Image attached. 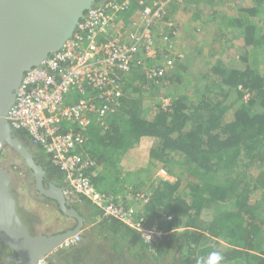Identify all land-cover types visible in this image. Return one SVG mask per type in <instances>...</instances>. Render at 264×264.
Masks as SVG:
<instances>
[{
  "label": "trees",
  "instance_id": "trees-1",
  "mask_svg": "<svg viewBox=\"0 0 264 264\" xmlns=\"http://www.w3.org/2000/svg\"><path fill=\"white\" fill-rule=\"evenodd\" d=\"M106 1L97 0L95 6ZM199 1L171 4V8L178 4L195 10L191 18L198 22L199 36L205 28L202 45L196 44V55L186 60L193 62L192 80L170 67L165 76L153 80L136 65L125 75L119 106L101 123L90 126L83 147L96 168L112 172L118 167L122 172L121 161L131 158L142 164L138 170L149 172L155 186L151 184L145 211L155 215L166 210L173 215L172 221L162 225L165 237L151 252L138 231L105 216L101 208L76 193L27 131L14 130L22 142L28 140L25 145L44 166L45 184L51 179L64 186L70 205L85 217L80 240L50 255L68 258L82 248L80 256L102 260L98 264H264V0H210L204 6ZM148 3L132 0L116 13V23L130 25ZM209 43L205 54L204 45ZM173 56L176 61L177 54ZM186 61L177 62L182 74L189 72ZM165 84H175L171 93L162 91ZM179 86L185 90L176 91ZM164 97L170 98L166 107L161 103ZM17 155L23 161L22 171L30 172L34 180L33 171ZM160 168L176 180L156 178ZM89 174L97 186L108 182L92 169ZM113 175L119 180L118 173ZM32 192L29 195L39 199ZM24 210L19 213L34 233L27 218L31 210ZM211 239L224 243L226 249L208 244ZM0 244V250L8 252L9 247ZM214 252L222 254V262L211 260ZM49 256L47 261L54 264Z\"/></svg>",
  "mask_w": 264,
  "mask_h": 264
},
{
  "label": "built area",
  "instance_id": "built-area-1",
  "mask_svg": "<svg viewBox=\"0 0 264 264\" xmlns=\"http://www.w3.org/2000/svg\"><path fill=\"white\" fill-rule=\"evenodd\" d=\"M179 1L150 0L126 27L116 23L115 16L132 0H108L92 7L59 50L26 71L8 112L12 128L27 131L64 172L76 193L101 208L105 216L138 231L150 247L163 239L166 231L162 225L172 221L173 215L166 210L148 215L145 206L151 195L147 192L123 197L97 186L89 174L91 169L95 174L96 161L83 147L90 126L101 123L119 106L125 75L136 65L153 80L165 76L175 60L169 49L178 29L170 8ZM174 51L177 58H184ZM169 104L167 97L162 106ZM157 175L170 176L163 168ZM80 236L78 232L63 244L77 243ZM39 264L50 263L42 259Z\"/></svg>",
  "mask_w": 264,
  "mask_h": 264
},
{
  "label": "water",
  "instance_id": "water-1",
  "mask_svg": "<svg viewBox=\"0 0 264 264\" xmlns=\"http://www.w3.org/2000/svg\"><path fill=\"white\" fill-rule=\"evenodd\" d=\"M96 1L0 0V157L5 145L19 153L33 171L39 193L56 200L60 211L74 219V227L64 232L32 234L18 211L12 174L0 166V239L15 251L4 264H39L66 238L84 228V217L68 203L65 187L58 182L45 184L44 166L15 135L8 112L26 71L59 50Z\"/></svg>",
  "mask_w": 264,
  "mask_h": 264
},
{
  "label": "rangeland",
  "instance_id": "rangeland-1",
  "mask_svg": "<svg viewBox=\"0 0 264 264\" xmlns=\"http://www.w3.org/2000/svg\"><path fill=\"white\" fill-rule=\"evenodd\" d=\"M210 0H200L198 5L199 6H204L206 4H208ZM183 5H177V9H183ZM195 10H185V8L183 9V14L185 15V17H189V16H193L192 13ZM201 35L199 37V33L197 31V29H192L194 32H192L190 30L189 33H187V35H184L186 38L183 39L180 38L179 40H176L174 42V44L170 47V51L171 55H175L176 54V50L180 53L184 54V59L183 58H178L176 61H173V63L169 66L173 71H176L180 77H186L188 79V81L192 80V77H190L192 74V63L190 61V63H188L187 57H194L196 55V47L195 45L198 43H202L203 40L201 41V37L203 34V30L205 31V28H201ZM207 32V30H206ZM187 40V41H186ZM200 43V45H202ZM204 53L207 54L209 52L210 49V43L209 46H205L204 45ZM173 51V52H172ZM183 59V60H182ZM192 59V58H191ZM183 61L186 63H188V69L189 72L187 74H182V72L180 71V69L178 68V64L177 62ZM192 66V67H191ZM175 87V84H171V85H167L165 84L164 89H162L163 92L165 93H171L172 92V88ZM181 88H185L184 86H179L177 87L176 91H180ZM185 90V89H184ZM165 99V97L162 99ZM161 102V103H162ZM31 142V141H30ZM24 144L27 145L28 140H24L23 141ZM132 159H127L126 161H121L123 164V171H119L118 167H116L112 172L109 171L110 173H118L119 175V180L116 179V176L109 175V177H107L108 182H106V180L104 182L100 183V186L103 188L106 187V189H109V191H113L114 190H120L121 188H123L124 190L128 189L129 191L133 192V190H138L139 192L145 191L147 193L150 194L151 190V184H153L152 179L150 178V175L148 174L149 172H142L140 170H138L137 166H140L142 164H138L135 162L131 161ZM134 161V160H133ZM23 161L22 159L19 158V156L17 155L16 151L11 148L9 145H5L3 151H2V158H1V162H0V166L2 168H4L5 170H8L9 172H11L12 174V190L15 191V196L17 197V200L19 199V208L20 211H25L24 207L29 208L31 211V215L27 216V218L31 220V225L32 230L35 234L38 233H47V234H52V233H56L59 232V230L61 229H65V227L69 226L71 221L66 218L63 217L59 211L56 209V207L50 204V206L44 205V203L42 204V202H40L38 199H35L33 197H31L29 194V192L33 191L32 193H36V191H34L35 187H34V180L30 174V172H27L26 174L24 173V170L22 171L21 167H23L22 165ZM27 171V170H26ZM128 172L130 173V176L126 177V175L128 174ZM148 174V175H147ZM29 177H31L30 179V185L32 187V189H29L28 192V188H27V183L29 181ZM159 177V176H158ZM172 179L174 181V176L171 175ZM170 177V178H171ZM106 182V183H105ZM153 186H155L153 184ZM21 187V190L18 188ZM130 192V193H131ZM29 195V196H28ZM38 195V194H37ZM30 198V199H28ZM24 199V200H23ZM208 244H212L218 248H220L221 250L226 249V245L224 243H219L216 240L211 239L210 241H208ZM83 247V246H80ZM60 251V250H59ZM81 251H83L82 248H79L75 251V255H71L68 258L64 255H56L55 257L52 254L50 255L53 259H54V264H98L100 262H102V260H94L91 261L89 259H84L82 256H80L79 253H81ZM83 255V254H81ZM49 256V257H50Z\"/></svg>",
  "mask_w": 264,
  "mask_h": 264
},
{
  "label": "crops",
  "instance_id": "crops-1",
  "mask_svg": "<svg viewBox=\"0 0 264 264\" xmlns=\"http://www.w3.org/2000/svg\"><path fill=\"white\" fill-rule=\"evenodd\" d=\"M183 9H177V7L176 6H174V7H172V8H170V16H172L174 19H175V21H177V23H178V25H179V29H180V34L179 35H177V38L175 39V41L176 40H179L180 38H182L183 39V37L184 38H186L184 35H185V32H187V33H189L190 32V30L192 31V32H194L192 29H196V27L198 26L197 25V21L195 20V19H193V18H191V17H193V16H189V17H185V15L183 14ZM259 20H257L256 22L259 24V22H258ZM261 23L262 24H264V18H262L261 19ZM187 35V34H186ZM183 36V37H182ZM200 37V36H199ZM187 41V40H186ZM169 45H171V44H169ZM180 62H183V61H180ZM192 66H193V62H192ZM191 66V67H192ZM192 71H193V67H192V69H191ZM127 160V158H125V159H123L122 161H126ZM132 162H135V163H137V165H138V163H140V161H137V160H131ZM95 172V174L96 175H100V176H102L103 175V177H109V175H111L110 174V172L108 171V170H104L103 168H101V167H97L96 168V170L94 171ZM128 176H130V173L128 172V174L126 175V177H128ZM174 176V175H173ZM171 177V175L168 177V179H165V178H162L161 177V180H165V181H170V182H174L175 180H176V178H175V176H174V181L173 180H171L172 179V177ZM100 187V186H99ZM19 188V187H18ZM113 190V189H112ZM109 191V190H108ZM110 192H112L113 194H115V195H117V196H123V197H126L131 191H129L128 189H126V190H124L123 188H121L119 191L118 190H113V191H111L110 190ZM131 193H133V192H131ZM24 208H26V207H24ZM29 209V208H28ZM77 209V208H76ZM82 215V214H81ZM83 216V215H82ZM84 217V216H83ZM84 220H85V217H84ZM85 225V224H84ZM83 232V231H82ZM165 237V236H164ZM154 247H156V246H154ZM151 248L152 247H150V246H148V248H147V251L148 252H151ZM154 249V248H153Z\"/></svg>",
  "mask_w": 264,
  "mask_h": 264
},
{
  "label": "flooded vegetation",
  "instance_id": "flooded-vegetation-1",
  "mask_svg": "<svg viewBox=\"0 0 264 264\" xmlns=\"http://www.w3.org/2000/svg\"><path fill=\"white\" fill-rule=\"evenodd\" d=\"M1 158H2V154H1V157H0V162H1ZM45 178H46V176H45ZM49 182H57V181H53V180H51V179H49L48 180V183ZM59 183V182H58ZM60 184V183H59ZM48 185V184H47ZM61 185V184H60ZM34 186H35V179H34ZM19 189L21 190V187H19ZM35 189H36V187H35ZM66 192V191H65ZM36 193L38 194V200L40 201V202H42V204L44 203V205H47V206H50V204L51 205H53L54 203L53 202H51V201H49V199L50 200H54V199H51V198H49V197H46V196H44V195H42V194H40L39 193V191L36 189ZM16 197V196H15ZM67 197V196H66ZM16 199H17V197H16ZM28 199H30V198H28ZM24 200V199H23ZM68 200V199H67ZM56 201V200H55ZM57 202V201H56ZM69 203V202H68ZM70 204V203H69ZM56 205H58V203H55L54 204V206L56 207V209L58 210V208H59V206H58V208H57V206ZM17 207H18V211L20 210V206H19V199L17 200ZM26 209H27V207H26ZM59 211V213L63 216V217H66V218H68L70 221H71V223H70V225H69V227L70 226H72V225H74V219H72V218H70V217H68V216H66L65 214H63L61 211H60V209L58 210ZM21 212V211H20ZM21 215V214H20ZM22 217V216H21ZM23 219V218H22ZM28 220V219H27ZM69 227H67V228H65V229H63V230H66V229H68ZM70 228H73V227H70ZM29 229V228H28ZM30 231V230H29ZM83 231V230H82ZM82 231H81V233H82ZM31 232V231H30ZM62 232H64V231H62ZM32 233V232H31ZM32 234H35V233H32ZM38 234H41V233H38ZM45 234H47V233H45ZM0 241H1V239H0ZM2 242V241H1ZM2 244H4L3 242H2ZM1 245V244H0ZM5 245V244H4ZM12 254H15V251L14 250H12L10 247H9V250H8V252L7 251H2V250H0V264H4L5 263V260H6V258L7 257H9L10 255H12ZM10 264H16L14 261H11V263Z\"/></svg>",
  "mask_w": 264,
  "mask_h": 264
},
{
  "label": "clouds",
  "instance_id": "clouds-1",
  "mask_svg": "<svg viewBox=\"0 0 264 264\" xmlns=\"http://www.w3.org/2000/svg\"><path fill=\"white\" fill-rule=\"evenodd\" d=\"M14 130V129H13ZM158 172V171H157ZM169 174V173H168ZM156 175H157V173L155 174V177H156ZM169 175H171V174H169ZM160 177V176H159ZM156 178H158V175H157V177ZM161 178V177H160ZM159 179V178H158ZM145 192V191H144ZM15 195V194H14ZM79 232H81V231H79ZM78 233V232H77ZM76 234V233H75ZM74 235V234H73ZM72 236V235H71ZM65 241V240H64ZM64 241L62 242V244L60 245V246H58L57 248H55L52 252H54V251H56L58 248H61L64 244ZM7 246V245H6ZM51 252V253H52ZM50 253V254H51ZM49 254V255H50ZM49 255H47V256H49ZM47 256L45 257V258H43V259H45L46 261H47ZM42 260V259H41ZM211 260L213 261V262H222L223 261V256H222V254L221 253H219V252H214V253H212L211 254Z\"/></svg>",
  "mask_w": 264,
  "mask_h": 264
}]
</instances>
